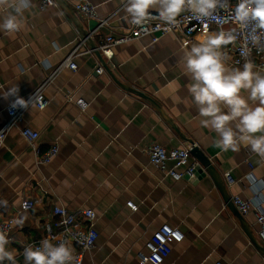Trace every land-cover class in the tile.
<instances>
[{"label":"crops","instance_id":"obj_1","mask_svg":"<svg viewBox=\"0 0 264 264\" xmlns=\"http://www.w3.org/2000/svg\"><path fill=\"white\" fill-rule=\"evenodd\" d=\"M62 1L65 6L55 1L43 9L40 0H30L20 30L0 31V128L8 120L7 107L19 98L26 100L82 45L79 22L98 47L109 36L128 32L125 0ZM85 2L95 7L96 20H83L75 12V6ZM150 12L159 14L155 9ZM4 15L0 8V17ZM102 21L108 25L96 29ZM198 36L205 35L193 37L186 48L173 34L156 43L143 37L118 45L111 62L106 61L109 71L102 74L96 72L99 59L84 42L81 51L92 53L74 60L77 72L63 69L56 75L45 91L47 108L39 111L32 106L25 111L22 124L8 133L0 151V202H6L0 203V221H15L13 241L7 247L16 264H24L23 248L40 238L54 206L96 213L99 237L82 264H141L139 253L165 224L177 228L183 241L171 242V255L163 264H264V255L209 176L176 182L151 164L146 154L151 144L168 150L191 146L156 107L120 85L157 104L179 133L211 160L231 199H252L261 191L254 203L264 202V158L250 147L222 151L215 146L216 133L200 124L189 92L192 82L183 66V55ZM221 52L231 67L226 45ZM15 88L18 92L12 94ZM80 100L85 109L76 105ZM24 127L39 133L42 152L54 145L59 148L49 164L39 163L21 135ZM26 200L37 202L34 211L22 210ZM128 202L138 207L136 212ZM243 218L264 247L255 213Z\"/></svg>","mask_w":264,"mask_h":264},{"label":"clouds","instance_id":"obj_2","mask_svg":"<svg viewBox=\"0 0 264 264\" xmlns=\"http://www.w3.org/2000/svg\"><path fill=\"white\" fill-rule=\"evenodd\" d=\"M227 3L228 0H125V11L133 25L146 23L152 9L158 11L162 22L175 25L182 12H191L197 20L214 18L216 10ZM29 6L30 0H0V8L6 11L0 17V31H19ZM234 15L241 27L251 26V42L259 45L264 40V0H238ZM196 39L198 42L183 55V66L192 82L189 92L202 118L201 126L216 133L214 143L222 151L250 147L264 158V72L256 70L251 60L242 67L227 66L221 48L235 40L232 32L221 30ZM10 92L16 94L18 88ZM16 103L27 108L29 101L19 98ZM9 243L6 232L0 230V264H16L13 251L7 247ZM23 256L24 264H79L68 241L53 243L45 238L39 246L26 247Z\"/></svg>","mask_w":264,"mask_h":264},{"label":"built area","instance_id":"obj_3","mask_svg":"<svg viewBox=\"0 0 264 264\" xmlns=\"http://www.w3.org/2000/svg\"><path fill=\"white\" fill-rule=\"evenodd\" d=\"M237 3L238 0H228V3L224 7L216 10L214 18L197 20L193 18L191 12H182L177 17L175 25H167L158 18L159 14H151V18L142 25L130 24L126 34L109 36L98 49L102 57L107 62H111L114 55V47L131 41H137L143 37H149L153 43H156L161 37L173 34L181 42L182 47L186 48L191 43L193 37L197 35H207L211 32L224 30L232 32L235 35V40L226 45L228 51L231 53L230 66L242 67L245 61L251 60L254 62L256 70L264 72V47L261 46L264 45V40L259 45L252 44L250 38L251 26L248 28L241 27L235 20L234 13ZM40 5L41 8L45 9L56 5V2L54 0H40ZM75 12L86 21L97 19L95 7L86 2L76 5ZM107 25L108 21H102L96 29L106 27ZM82 45H84V42H82ZM82 45H77L62 65L53 70L35 92L25 100L29 101L27 108L19 106L16 102L11 103L7 107L8 120L0 128V151L4 146L8 133L22 124L25 111L29 107L34 106L39 111H44L47 108L48 100L45 97V91L56 75L63 69L77 72L78 66L74 60L85 53H92L88 50L81 51ZM96 72L102 74L104 69L100 66ZM68 101L73 102L74 98L69 97ZM75 102L81 109L86 108V104L83 101ZM21 135L34 151L40 164H49L59 154V148L55 145L47 151L42 152L38 146L40 135L30 128H22ZM146 154L153 166L157 167L165 176L172 178L174 181L178 182L186 178L196 179L199 164L192 159L190 148L168 150L160 144H151L147 147ZM183 167L185 169L181 171L180 169ZM226 179L229 182L231 181L228 175ZM260 196L261 191L256 193L252 199H243L237 196L232 201L241 216L246 217L251 212L255 213L256 224L260 228V237L264 241V202L259 204L254 203V200ZM36 206L37 202L26 200L22 203V210L26 212L34 211ZM127 207L133 212H136L138 209L133 202H128ZM96 222L97 216L93 210H68L63 206H54L51 214L43 224V232L40 238L27 244L21 254L23 255L24 249L29 245L39 246L40 242L45 238L52 240L53 243L68 241L71 246L76 248L75 255L79 264H82L85 253L93 250L96 246L99 237ZM14 227L15 221L12 218L0 221V230L6 232L10 242L13 241ZM182 241V233L177 228H172L165 224L146 243V251L138 255L139 261L141 264H163L171 255V242L179 244ZM215 264L223 263L217 262Z\"/></svg>","mask_w":264,"mask_h":264},{"label":"water","instance_id":"obj_4","mask_svg":"<svg viewBox=\"0 0 264 264\" xmlns=\"http://www.w3.org/2000/svg\"><path fill=\"white\" fill-rule=\"evenodd\" d=\"M55 1H57L61 5L65 6V4H64V2L62 0H55ZM78 26H79V30H80V32L82 34V38H83L84 42L86 43V45L97 56V58L100 61V64H101L102 68L104 70H106V71H109L108 64H107L106 60L102 57V55H101V53H100V51L98 49L99 47L96 45V43L92 39V33L88 29H85L81 25L80 22H79ZM115 81L118 84H120L116 79H115ZM120 85L123 88L127 89V91L136 94L137 96L145 99L146 101H148L149 103H151L154 107H156L157 110L162 114V116L170 123V125L173 127V129H175V131L182 137V139L185 142H187L188 146H191V147H189L190 150H191V155H192V157L199 164V166L197 168L196 179L197 180H202V179L206 178L207 176H209L212 179V181L215 184L216 188L219 190L221 196L223 197L224 202L233 211V213L235 214V216L238 218V220L242 224V227L245 230L246 234L248 235L251 243L257 248V250L262 255H264V247L259 244L257 238L253 235L251 229L249 227H247L243 216L240 215V213L238 212V210L234 206L233 201H232L231 197L228 194L226 182L223 179V177L220 175V173L217 171V169L213 166L211 160L199 148L193 147L194 146L193 141L185 139L179 133V131L177 130V128L174 126V124H172V122L167 118V116L163 113V111L157 106V104L152 99L144 96L141 93H138L137 91H134L133 89H130L128 87H125L122 84H120Z\"/></svg>","mask_w":264,"mask_h":264}]
</instances>
